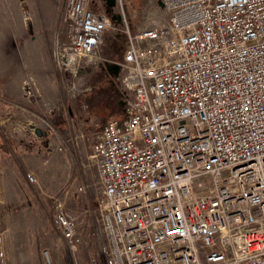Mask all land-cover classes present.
I'll list each match as a JSON object with an SVG mask.
<instances>
[{
    "label": "built area",
    "instance_id": "built-area-1",
    "mask_svg": "<svg viewBox=\"0 0 264 264\" xmlns=\"http://www.w3.org/2000/svg\"><path fill=\"white\" fill-rule=\"evenodd\" d=\"M157 1L168 20L126 29L129 97L92 144L104 264H264V0ZM112 14L123 0H66L58 64L98 53ZM52 216L75 248L74 214Z\"/></svg>",
    "mask_w": 264,
    "mask_h": 264
},
{
    "label": "rangeland",
    "instance_id": "rangeland-1",
    "mask_svg": "<svg viewBox=\"0 0 264 264\" xmlns=\"http://www.w3.org/2000/svg\"><path fill=\"white\" fill-rule=\"evenodd\" d=\"M45 1L0 0V264H104L92 144L129 97L112 63L123 58L127 28L160 26L168 13L157 0H123L124 17L98 53L65 70L57 51L70 41L66 0H52L58 15L44 13ZM55 199L76 218L75 248L53 224Z\"/></svg>",
    "mask_w": 264,
    "mask_h": 264
},
{
    "label": "water",
    "instance_id": "water-1",
    "mask_svg": "<svg viewBox=\"0 0 264 264\" xmlns=\"http://www.w3.org/2000/svg\"><path fill=\"white\" fill-rule=\"evenodd\" d=\"M106 3H107V11L108 12H111L112 10H113V7L115 6V4H116V0H106ZM158 4L161 6V7H163L164 5H163V3H162V1H158ZM112 18L114 19V20H116V19H120V15L119 14H112ZM113 69H114V71L115 72H118L119 70H120V67H119V65L118 64H114L113 66ZM35 130H36V133L39 135V136H43L44 135V131L41 129V128H35Z\"/></svg>",
    "mask_w": 264,
    "mask_h": 264
},
{
    "label": "crops",
    "instance_id": "crops-1",
    "mask_svg": "<svg viewBox=\"0 0 264 264\" xmlns=\"http://www.w3.org/2000/svg\"><path fill=\"white\" fill-rule=\"evenodd\" d=\"M46 3H43L42 6L44 7V13L46 15H58L59 11L62 8V5L58 4V6L52 0H46ZM32 32V31H31Z\"/></svg>",
    "mask_w": 264,
    "mask_h": 264
}]
</instances>
